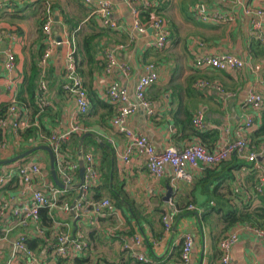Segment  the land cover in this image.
Segmentation results:
<instances>
[{"label": "crops", "instance_id": "0c3cea01", "mask_svg": "<svg viewBox=\"0 0 264 264\" xmlns=\"http://www.w3.org/2000/svg\"><path fill=\"white\" fill-rule=\"evenodd\" d=\"M108 1L112 5L113 17L119 24L117 30L110 31L99 27L92 8L83 5L80 0H0L4 4L0 9V33L13 34L16 38L12 45L14 67L10 73H6L3 68L4 48L0 52V109H6L12 96L18 101L23 78L28 76L31 65H38L42 52L43 33L40 31L39 23L42 5L46 3L50 5L52 17L50 35L56 40L68 37L62 16L69 14L73 22L78 21L77 37L75 34V37L73 34L72 37L75 49L77 48L74 61L83 87L87 93L94 94L95 99L102 104H93L91 113L76 120L78 124L87 128V132L84 133L86 136L83 139L82 135L69 136L60 150L67 161L76 165L80 155L91 153L93 156L100 175V183L88 192L87 203L102 198L113 203L112 194L118 197L117 190L124 196V199L120 198L122 206L116 209L122 225L114 231H110L116 225L114 217L90 218L87 214H82L74 218L71 214H63L59 210L60 204L71 202L78 195L75 188L78 182L76 177L73 189L62 195L60 202L50 211V225L47 229L43 227L45 238H49L55 231L67 229L70 233L80 234L85 239L88 249L81 257L76 258L78 264H139L122 250L123 240H129L137 235L141 239L137 251L149 260L148 264H179L181 235L190 233L194 238L190 264H217L216 242L223 234H219L221 226H214L209 234L204 224L199 222L198 215L185 210L184 206L192 201L193 205L199 208H213L224 212L229 210L231 204L236 202L235 197H232L234 191L237 193L236 186L249 176L250 170L242 168L239 172H232L231 167L239 164L238 162L221 172L236 179V183L229 181L222 183L217 192L222 195L221 198L208 196V187L198 185L201 172H194L190 183L178 181L171 196L173 203L179 206L177 215L169 234L163 236L159 222L161 212L157 214L154 209L158 206L159 210L165 208L163 197L166 188L169 187L168 178L153 180L135 158L127 166L114 159L111 145L120 148L123 141L121 135L109 126V118L114 110L104 108L108 106L100 99V89L104 83L115 81L131 95L136 79L143 73V67L152 63L156 67L158 79L146 89L145 99L150 103L153 115L147 117L141 109L137 110L127 121L129 128L145 136L156 151L166 145L182 147L199 140L191 134L188 127L182 125V122L185 124L184 113H189L192 117L201 110L206 125L203 131L211 132L210 139L205 138L203 146L208 151L214 150L222 141L224 129L231 131L240 125L244 116L252 114L251 109L243 105L244 96L248 91L261 94L263 101L261 108H264V42H259L255 34L248 30L250 18L243 12V6L264 8V0H160L158 1L160 13L169 33L167 45L161 51L149 47L150 32L136 33L133 42L129 43L127 36L130 33L131 22L124 0ZM202 6L209 10L227 12L232 21L226 25L216 26L193 21L190 12ZM14 29L21 33H15ZM82 38L89 42L86 52L80 49ZM2 43L4 47L8 46L6 40L0 41V47ZM115 45L122 46L114 55L130 67L128 77L122 78L115 73L103 76L102 52ZM64 54L65 48L58 47L48 60L45 79L49 105L40 110L36 102H33V106L28 102L25 94H22L24 101H18L21 119L29 128L36 129L35 133L64 132L72 123L73 102L59 89ZM219 54H231L249 61L252 65L258 64L259 71L254 73L245 67L237 73H222L193 67L194 58ZM195 78H205L219 85L221 91L196 90L192 87ZM103 103L106 106H103ZM101 116L103 120L99 119ZM254 123L256 127L258 122ZM250 132L246 136L247 139ZM213 139L214 142H209ZM0 141L6 142L4 153H7L8 157H11L19 146L17 140H13L7 131L0 134ZM105 151L110 157L104 153ZM41 153L43 152L37 151L32 157V160L41 164V176L34 180L35 187L42 186V183L51 185L44 169L45 162L39 159V155L45 156ZM258 162L264 168V154L258 158ZM113 171L115 172L112 185ZM105 174L108 175L106 182ZM251 176L252 179L246 185L250 186L252 193L255 192L259 181L256 173L253 172ZM262 180L260 193L264 192V176ZM6 186L8 188L1 191L3 196L16 195L20 183L16 179H10ZM239 189L242 190L240 186ZM242 195L241 202H244L248 196L244 190ZM130 205L137 213L136 219L130 214ZM20 231L24 230H17V234ZM25 232L27 239L34 236L31 230ZM38 239L43 241L41 238ZM39 247L36 243L32 250L35 252ZM8 250V244L0 246L1 261L7 258ZM230 260L231 264H264V245L254 241L249 235H240L231 249ZM45 261L47 264L58 262L49 254L45 256Z\"/></svg>", "mask_w": 264, "mask_h": 264}, {"label": "built area", "instance_id": "2783aa9c", "mask_svg": "<svg viewBox=\"0 0 264 264\" xmlns=\"http://www.w3.org/2000/svg\"><path fill=\"white\" fill-rule=\"evenodd\" d=\"M80 2L92 8V13L95 15L99 27L111 31L119 28L117 20L113 17L112 5L108 0H80ZM124 4L131 22L130 33L127 36L128 42H133L136 33L145 34L150 32L151 43L149 47L157 51L165 49L168 30L163 19L153 13L149 15L145 22H141L138 17L140 9L147 11L154 7V3L150 0H124ZM3 5L0 2V9ZM41 10L40 19L42 24L40 25V31L43 33V48L37 65L39 70L36 89L37 106L45 108L49 105L46 98L47 83L45 76L48 60L54 49L58 47L65 48L60 89L71 98L74 106V117L67 131H50L47 135L38 133L36 136L37 141H41L50 148L54 157L55 173L63 188L59 189L55 185L44 183H42V186L35 187L34 180L39 179L41 176V164L36 160H32V158H28L21 163H18V160L0 166V246L4 244L9 246L7 258L3 261L0 258V264H47L45 261L47 254L53 259L61 260L62 264H74V260L81 257L88 249L85 239L80 234L70 233L67 229L65 231H55L49 238H45V232L40 225L39 210L46 209L50 213L55 208L58 197L73 189V184L76 181L77 165L65 159L60 147L69 136L81 135L87 132V128L78 124L76 120L78 117L85 115L89 107L87 94L74 61L76 50L74 39L73 37L54 39L50 35V25L52 23L50 5L48 3L42 5ZM243 12L250 18L248 30L255 34L259 42H264V8L243 6ZM190 17L197 23L215 26L226 25L232 21V17L227 12L209 10L203 6L190 12ZM15 39L13 34L0 33V41L6 40L8 43L3 51L5 56L3 68L6 73H10L14 67L12 45ZM120 48H122L121 45H115L104 49L102 52L104 61L103 76L107 77L115 73L125 78L130 75L128 64L117 59L114 55V52ZM193 67L198 70H214L222 73H237L247 67L255 73L259 71L260 66L258 64L252 65L249 61L231 54H219L196 57L193 60ZM157 79L156 67L152 63H148L143 67V73L136 79L131 95L115 81L104 83V86L100 89V99L112 106L114 110L109 119V126L121 135L123 141L120 148L111 145V153L114 159L121 165L127 166L135 158L143 165L153 180L168 178L169 187L173 192L176 190L178 181L190 183L194 172L200 173L205 168L216 167L235 155L238 159L251 165V170L256 173L259 181L254 191L260 193L264 168L261 167L258 158L264 154V142H261L256 148L249 147L246 136L254 128L255 113L259 111L263 104L261 94L251 90L246 93L243 105L251 109L252 114L244 116L240 125L231 129V131L224 129L222 141L214 150L208 151L198 141H192L182 147L166 145L161 150L156 151L145 136L129 128L127 121L139 109L147 117L153 115V109L145 99V91ZM192 87L199 91L207 89L221 91L219 85L205 78H195L192 81ZM21 117L18 101L12 96L9 99L5 115L0 117V134L7 131L11 133L13 140H17L19 132L28 127ZM191 124L196 131L205 129L204 115L201 110L192 116ZM6 145L5 141H0V161L10 158L7 153H4ZM80 159L84 165V174L83 182L77 188L78 195L71 202L61 203L59 210L63 214L73 215L74 218L82 214H87L90 218L114 217L116 225L110 229V231H114L122 225V222L113 203L106 198L89 203L86 201L88 192L100 183V175L97 172L93 156L91 153H84L80 156ZM44 169L46 170V165H44ZM10 179H16L20 183V187L16 195L6 194V196H3L1 189L8 184ZM164 203L165 208L160 213L159 222L162 234L166 236L172 228L177 209L171 198ZM186 210L194 212L196 215L201 212V208L193 204L186 206ZM17 230L24 231L17 234ZM27 230L33 232V237L43 240L39 244V249L35 252L26 245L25 231ZM14 232H16L15 235ZM243 234L249 235L254 241L264 245V228L236 224L222 234L216 242L217 264H231V249L237 243L239 236ZM140 243L141 239L137 235L129 240H123L122 250L139 264H148L149 260L137 251ZM193 243L192 234L183 233L181 235L179 264H190Z\"/></svg>", "mask_w": 264, "mask_h": 264}, {"label": "trees", "instance_id": "16d2710c", "mask_svg": "<svg viewBox=\"0 0 264 264\" xmlns=\"http://www.w3.org/2000/svg\"><path fill=\"white\" fill-rule=\"evenodd\" d=\"M152 3H154V7L147 10V11H142L140 9L139 12V19L141 22H145L146 19L149 17L150 14H154L156 16H159L160 18H163V16L160 13V9H159V3L160 0H150ZM73 20V19H72ZM70 18L69 14H64L62 16V21L65 24L66 28H67V36L68 37H72V34L74 36V34L77 37V26H78V21L77 22H73ZM39 23L40 25L41 23V19L39 16ZM105 29V28H102ZM106 30H110V29H106ZM111 31V30H110ZM14 32L17 34H20L21 31L19 32L18 29H14ZM169 34V33H168ZM75 37V36H74ZM89 42L82 38L81 40V45H80V49L84 52H86V50L89 48L88 46ZM41 48H43V44H41ZM77 52V48L75 50V54ZM76 69L78 71V68L76 66ZM79 72V71H78ZM38 76H39V70H38V66H33L31 65L29 68V74L27 77L23 78V82L20 85V91L18 93V101L23 102L24 99L22 97V94H25L27 96V100L29 103H31V105L33 106V102H36L37 99V93H36V89H37V82H38ZM83 85V83H82ZM60 89V87H59ZM61 90V89H60ZM86 91V90H85ZM87 98H88V102H89V107L88 110L86 112V115L91 113V107L94 105H100L102 103L98 102L95 98V96L91 95L90 93H87ZM8 106V105H7ZM103 106H106L105 103H103ZM108 107H104V108H111L112 106L108 105ZM7 109V107H6ZM5 108H1L0 109V117H2L3 115H5L6 112ZM40 110H44L45 108H39ZM113 109V108H112ZM261 109V110H260ZM259 111H257L256 116L254 121H257V125L256 127H254V129L250 132V134L248 135V145L249 147L253 146L254 148L258 147V145L263 142L260 139L264 140V108H260ZM113 115V113H112ZM111 115V116H112ZM110 116V117H111ZM81 117V116H80ZM184 122L185 124L184 127H188L191 134L196 136L199 140L198 143L203 146V141L205 138L210 139L211 137V132L209 131H196L192 124H191V119L192 117H190L189 113L185 114L184 113ZM100 120H103V116H101L99 118ZM110 119V118H109ZM256 123H254L255 125ZM36 129L33 128H25L23 131L19 132V135L17 137V142L19 144L18 148L15 150V152H13L11 154V157H14L28 149H31L33 147L42 145L43 143H41V141H37L36 140V136L38 133H35ZM215 132V131H214ZM42 133V132H41ZM44 134V133H43ZM48 133H46L45 135H47ZM75 135V134H74ZM83 135V134H81ZM9 136L11 137V133H9ZM80 136V135H77ZM215 136V135H214ZM12 138V137H11ZM250 139V140H249ZM209 142H214V139L209 141ZM204 147V146H203ZM37 151L33 152L31 155H29L28 157H25L21 160L18 161V163H21L25 160H27L28 158H30L31 156H33ZM44 153V152H43ZM106 153V155L108 157H110V154L108 155V152H104ZM45 154V153H44ZM46 156V154H45ZM10 157V158H11ZM238 159L235 155H232L228 160L220 163L219 165H217L216 167L213 168H205L202 172H201V177L198 179V185L199 186H207L208 187V196H212V197H217V198H221V194L217 193L219 187H221L222 183L224 182H235L236 183V179L233 178L232 175H228L224 173L222 174L221 172H224L226 170V168H228L229 166H232L233 163H238L239 164H235L234 166L231 167V171L232 172H239L242 168H246L250 170V174L247 178H244L242 181H240L239 186L242 188V190H244L247 193L248 199L244 202H241L242 200V190L239 189V186H236L237 193L235 194V191L233 192V196L235 197V204H231L232 206L230 207L229 210L227 211H223V210H218V209H204L201 208V212L198 214V220L200 223H203L204 226L207 228L209 234H211L212 230L215 228L214 226H221V229H219V234H224L226 233L228 230H230L234 225L239 224V225H250L252 227H258V228H264V192L263 193H257V192H250V186H247V182L250 181L252 179V173L253 171L251 170V165L248 163H243L240 162L242 160ZM46 171H47V177L48 180L50 181V183L54 186V184L52 183L51 179H50V175L48 172V160L46 158ZM218 169V172H216V170ZM1 170V168H0ZM114 172L112 173V185H113V176H114ZM76 177H77V170H76ZM104 180L105 182L108 181V175H104ZM213 183V186L211 185V183ZM8 186H4L1 191H4L5 189H7ZM234 190V189H231ZM231 190H228V192H231ZM117 194L118 197H116L115 195L112 194V198L114 200L113 205L116 208H120V206H122L121 203V199H124L123 194L121 193L120 190H117ZM61 200V196L58 197L57 199V203H59ZM193 204L192 201H189L188 203H186V205L184 206V209L186 210V206ZM176 209L178 210V205L174 204ZM158 207H156L154 209L155 213H160L162 212V209L159 210ZM129 210H130V214L136 219V212L134 210V208L130 205L129 206ZM214 215V217H213ZM39 218H40V225L44 228H48L51 222V217H50V213L46 210V209H40L39 210ZM213 227V228H212ZM212 237V236H211ZM39 245L42 243V241L38 238L35 237H30L26 240V245L29 249L32 250V247H34L35 245ZM180 249V247H179ZM56 264H62L61 260H58V262ZM74 264H78L77 259L74 260Z\"/></svg>", "mask_w": 264, "mask_h": 264}, {"label": "water", "instance_id": "95a60500", "mask_svg": "<svg viewBox=\"0 0 264 264\" xmlns=\"http://www.w3.org/2000/svg\"><path fill=\"white\" fill-rule=\"evenodd\" d=\"M3 48H4V43L1 44V47H0V52L3 51ZM86 135H82L81 138L83 139ZM35 151H42L46 154V157H47V160H48V172H49V175H50V179L52 181V183L59 189H62L63 186L62 184L59 182L57 176H56V173H55V168H54V157H53V154L50 150V148L46 145H39V146H36V147H33L31 149H28L14 157H11L7 160H4V161H0V166H3V165H7V164H11V163H14L18 160H21L25 157H28L29 155H31L33 152ZM78 155H80V152L78 153ZM81 156V155H80ZM83 174H84V165H83V162L81 161V159L78 161V164H77V179H78V182L77 184L75 185V188H78L80 187L81 183L83 182ZM173 192H172V189L170 187H167L166 188V193L163 197V201L166 202L167 200H169L172 196Z\"/></svg>", "mask_w": 264, "mask_h": 264}, {"label": "rangeland", "instance_id": "374dc122", "mask_svg": "<svg viewBox=\"0 0 264 264\" xmlns=\"http://www.w3.org/2000/svg\"><path fill=\"white\" fill-rule=\"evenodd\" d=\"M41 154H43V155H45L44 153H41ZM33 156H31L30 158H32ZM39 159H41V160H43L44 162H45V165H46V163H47V161H46V156H40L39 155ZM245 162V161H244Z\"/></svg>", "mask_w": 264, "mask_h": 264}, {"label": "clouds", "instance_id": "9594fccd", "mask_svg": "<svg viewBox=\"0 0 264 264\" xmlns=\"http://www.w3.org/2000/svg\"><path fill=\"white\" fill-rule=\"evenodd\" d=\"M163 19V18H162ZM163 21H164V19H163ZM165 22V21H164ZM166 24V23H165ZM42 145H45V144H42ZM47 158V157H46Z\"/></svg>", "mask_w": 264, "mask_h": 264}]
</instances>
